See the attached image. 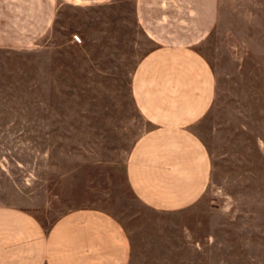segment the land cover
<instances>
[{"label": "rangeland", "instance_id": "374dc122", "mask_svg": "<svg viewBox=\"0 0 264 264\" xmlns=\"http://www.w3.org/2000/svg\"><path fill=\"white\" fill-rule=\"evenodd\" d=\"M153 46L132 0L58 2L41 36L0 44V206L44 228L72 209L102 212L124 236L122 264H264V0H216L193 46L212 79L192 125L209 166L178 210L145 205L125 176L151 127L131 73Z\"/></svg>", "mask_w": 264, "mask_h": 264}, {"label": "crops", "instance_id": "0c3cea01", "mask_svg": "<svg viewBox=\"0 0 264 264\" xmlns=\"http://www.w3.org/2000/svg\"><path fill=\"white\" fill-rule=\"evenodd\" d=\"M0 0V44L41 36L58 2ZM136 21L154 46L133 67L130 90L151 124L132 144L125 176L149 207L178 210L195 202L209 160L192 125L211 99V74L196 45L216 17V0H132ZM0 264H122L124 236L108 215L72 209L44 228L32 213L0 206Z\"/></svg>", "mask_w": 264, "mask_h": 264}, {"label": "built area", "instance_id": "2783aa9c", "mask_svg": "<svg viewBox=\"0 0 264 264\" xmlns=\"http://www.w3.org/2000/svg\"><path fill=\"white\" fill-rule=\"evenodd\" d=\"M72 37V40H75V41H77V42H79L80 41V36L77 34V33H72V35H71Z\"/></svg>", "mask_w": 264, "mask_h": 264}]
</instances>
